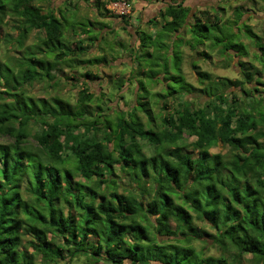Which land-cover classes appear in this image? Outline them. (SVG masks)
Returning a JSON list of instances; mask_svg holds the SVG:
<instances>
[{
    "label": "trees",
    "instance_id": "1",
    "mask_svg": "<svg viewBox=\"0 0 264 264\" xmlns=\"http://www.w3.org/2000/svg\"><path fill=\"white\" fill-rule=\"evenodd\" d=\"M35 1L0 0V21L12 18L16 47L32 31L36 42L63 44L66 21ZM142 1L161 5L145 21L155 39L131 49L141 52L132 61L162 92L137 80L125 113L110 106L100 113L87 83L101 77L91 70L81 74L86 86L75 106L24 92V85L52 83V72L69 62L100 63L80 60L87 50L80 39L66 51L49 48L47 62L39 49L0 66V136L11 140L0 143V264H37L38 256L41 264H264V45L238 11L223 22L218 6ZM242 36L258 49L261 68L240 60L249 54ZM183 48L200 87L183 75ZM215 52L224 64L238 58L239 78L201 70L198 62ZM152 97L165 110L159 119ZM94 100L95 115L87 113ZM219 143L227 151L212 153Z\"/></svg>",
    "mask_w": 264,
    "mask_h": 264
},
{
    "label": "rangeland",
    "instance_id": "2",
    "mask_svg": "<svg viewBox=\"0 0 264 264\" xmlns=\"http://www.w3.org/2000/svg\"><path fill=\"white\" fill-rule=\"evenodd\" d=\"M49 0H38L36 1V4L39 7L44 8V6L47 4ZM108 0H104L106 2ZM215 0H207V2H212L214 6L209 5L205 9H208L212 11V7H220L224 10V12L218 11L220 14L221 19L223 22L226 21H233L236 18V13H240L242 17L240 18V22H245L248 27L251 29V31L256 34L260 38V43L264 45V0H217L218 5L213 3ZM197 2V3H196ZM200 2V1H199ZM198 0H186L184 3L187 5H195L199 4ZM133 0H130L129 4L130 7H132ZM76 6V4H73ZM153 7L157 10L158 7H160L161 4L154 3L152 4ZM194 9L196 8L193 6ZM73 8V7H72ZM138 8H140L138 6ZM88 9V8H87ZM136 8H132V15L130 17L126 18V21L129 23H144V20L148 19V16L141 18L140 15L138 18H133V20H130L131 16H133V12ZM67 11L61 10L60 12H57L58 19H61L62 17L66 21L65 28H64V42L63 44H43L41 42H36V31H32L29 35L28 39L25 41L23 48H17L16 44L14 42V38L17 35V31L14 28V23L11 22V17L9 15L6 16V19L3 21H0V66H2L5 63H9L8 67H11L16 63V58H19V56L22 55V57H31L33 54H38V50L47 51L45 54L43 52V55L40 58L44 60V62H47L51 59V52H49V48L52 50L59 51L67 48H72L70 42H74L75 38L73 34L79 35L80 30H85L87 20L82 18L78 24L76 25V28L73 30L75 33H72L71 31L67 30L69 25L73 22L72 15L76 14L78 12V9H73L72 11L67 8ZM111 11V10H110ZM238 11V12H236ZM102 13L103 11L100 10ZM67 13V16H66ZM72 13V14H71ZM112 13V12H111ZM94 14V15H93ZM97 13L94 11L91 13L90 17H94L92 21L94 23L98 22V17L96 15ZM114 17H117L116 15L120 16L119 14H110ZM251 15V17H250ZM150 16V15H149ZM72 19V21H71ZM90 23V22H89ZM106 27L112 28L113 24L112 21H105ZM98 27V26H97ZM85 28V29H84ZM125 30H120V28H116L114 30V34L112 37H121L123 32V39H126L125 42L130 41V36H127L124 32ZM142 31L145 32L146 37L141 35L142 40L149 39L150 37L155 39L152 32H149L146 27L143 26ZM102 32L97 28L92 30V32L89 34L90 36L93 35L97 37V40L99 41L96 43V54L100 53L101 56H103V46L105 42L103 40H100ZM83 39V38H82ZM94 40V39H93ZM241 40L243 43L247 45V50L249 52L248 57H242L240 60L242 61H250L254 67L261 68V66L258 64L257 61L253 59L254 55L258 52V49H256L254 46L250 45L249 40L244 38L242 36ZM124 41V40H123ZM120 42V41H118ZM24 50V51H23ZM185 55L184 61L182 62V68L184 70L185 79L192 84L195 87H200V85L197 83V75L194 73V71L189 67V64L187 63V55L189 54V51L187 48H183ZM111 52L113 53V56L109 52L107 53V56L109 59L105 61V63L102 61L103 57H94L91 58V55H87L84 53L83 55L79 56L80 60H93L98 59L100 63L91 62L90 64L84 65L81 68L76 67H65L63 66L61 72H52L55 76V80L52 83L47 82L46 80L42 82H35L32 85H24L23 90L26 93V95L33 97V98H48V97H61L63 100H66L67 103L75 106V101L77 98V93L81 88H84L86 85L84 83V78L81 76V74L85 73L87 70H91V73H94L98 75L97 79H93V81L88 82V86L90 89V92L95 95V99L100 100L102 102V109L100 111L101 114H106V108L108 106L112 107V112L115 111L118 112H127L130 110V106L132 105L135 98H137L138 92L137 85L135 83V79L137 77L134 76V74L130 75L131 69L135 70V65L133 68H131L129 64H131V61L129 60L130 56L128 52L123 54L121 51L117 49H111ZM113 57V58H112ZM124 57L123 60H116L117 58ZM226 57L220 56L217 52L212 54V57L207 62H199L200 68L203 71L211 73L214 77H226L230 80H235L239 78L238 68L235 67V63L238 61V58H233L232 61H228V63L224 64V61ZM5 66V65H4ZM4 66H2V69L4 71ZM120 66V67H119ZM112 68V69H110ZM190 68V69H189ZM17 70V68H14ZM113 71V72H112ZM136 71V70H135ZM6 73V72H5ZM72 77L77 78V80H71ZM119 79L122 80L123 86L119 88V90L114 89V87H118ZM1 81V80H0ZM145 84L147 81H143ZM56 83V85H54ZM127 85H124V84ZM170 86L176 87V84L170 83ZM149 88H152V93H161L162 92V85L160 82L158 84H154L153 86H150ZM145 101V100H142ZM153 109V114H155L156 118L159 119L161 116L165 114V110L159 109L158 105H156V99L155 97H152L150 100ZM169 103V101H167ZM159 103V102H158ZM174 103V102H173ZM96 101L94 100L93 104H89L87 107V113L92 114H99V112L96 111L95 108ZM114 111V112H113ZM115 117V115L113 116ZM157 122H159L157 120ZM36 124L31 122L29 124V127L34 131L36 129ZM184 140L188 143L192 141L193 139L191 137L184 136ZM11 140L7 136H0V143H8ZM32 142L31 140H29ZM227 151V148L223 147L220 143L217 144V146L213 149H211L212 153H225ZM145 152L147 154L150 153V150L148 148L145 149ZM28 238H25L26 240H32L31 236L28 235ZM27 248V245L24 244ZM194 246L196 248L201 247L200 243H194ZM23 248V247H22ZM28 252L31 253L32 249L27 248ZM210 252H214V249H211ZM83 259H77L74 260L71 264H88ZM35 261L37 264H41L40 257H36Z\"/></svg>",
    "mask_w": 264,
    "mask_h": 264
},
{
    "label": "crops",
    "instance_id": "3",
    "mask_svg": "<svg viewBox=\"0 0 264 264\" xmlns=\"http://www.w3.org/2000/svg\"><path fill=\"white\" fill-rule=\"evenodd\" d=\"M36 1H38V0H36ZM36 1H35V4H36ZM127 3L129 6V14L124 15V16L116 15L117 17L110 15L112 13L109 9V2L108 1L104 2V0H88L87 2H85L83 0H49L47 2V4L44 6V8H42V7H40V8L44 12H52L55 15V17H57V18H58L57 12H60L61 10L69 12V11H67V8H69L71 11L74 8L78 9V12H76V14L72 15L73 22L69 25L70 27H68L67 30L71 31L72 33H75L73 30L76 28V25L78 24L77 22H79L82 18L87 20L88 23H86L87 29L84 28L85 29L84 31L80 30L79 35L73 34L74 37H76L74 41L79 40V39L82 40L83 41V43H82L83 47L87 48V50L85 52L86 56L91 55V58L99 57V56L103 57L102 61H104V63H105V61H107L109 59V57L107 56V53L109 52V50H110L111 55L113 56V53L111 52L112 48L121 51L123 54L128 52V54L130 56L129 60L131 61V64L128 63V65L131 68H133V66L135 65L134 67L136 70L135 71V70L131 69L130 75L134 74V76L137 77L135 79V83L138 87V81L137 80L145 81L144 77L141 76L142 73L145 71V69H142V70L136 69V64L133 63L132 56H131L132 53L134 54L136 52H132L131 49L136 48L138 45H140V43H142L141 35L142 36L144 35L146 37V35H145L146 33L142 31L143 26L146 27L149 32L154 33V30H153V28L146 25V23H145L146 20H144V23L141 24V23H130L131 21H129V23L128 22L125 23L123 19L126 20L127 17H130V15H132V8L133 7L136 8V10H135L136 12H133V16H131L130 20H133V18H138L139 15L141 18H144L145 16L146 17L148 16V18L154 17L157 15L158 9L156 10L152 4H148L142 0H133L132 7H130L129 2H127ZM73 4H76V6H74ZM138 6L140 8H138ZM100 10H102L103 12L101 13ZM94 11L97 13L96 15L98 17V19H97L98 22H96V23H94L92 21V19H94V17H92V18L90 17L91 13ZM66 16H67V13H66ZM122 17H126V18H122ZM72 19H71V21H72ZM105 21H112L113 27L112 28L106 27V25H105L106 23H104ZM97 28L102 32L100 40H103L105 42V44L103 46V52H102V53H104L103 56H101L100 53L98 54L99 56L95 55L96 54V43H98L99 41L97 40V37H95L93 35H91V36L89 35L92 32V30L97 29ZM116 28H120V30H125L124 32L126 33V35L130 36V41L128 43L125 42L126 39H123V37H124L123 32H122V36L119 38L112 37V35L114 34V30ZM89 38H91V40H88ZM146 40L148 41V39H146ZM118 41H120V42H118ZM70 44H73V42H70ZM73 47H75V46L72 45V48ZM144 50H146L144 52H151L152 48L150 47L149 44H147V47ZM136 54L140 55L141 52L137 51ZM123 59H124V57H120V58H117L116 60H123ZM199 62H207V60L199 61ZM199 62H198V65H199ZM69 65H70V67H74V63L69 62ZM65 67H69V66H65ZM181 68H182V65H181ZM110 69H112V68H110ZM182 71H183V75L185 76L183 68H182ZM136 73H139V75H137ZM140 73H141V75H140ZM207 73H209V72H207ZM124 85H127V84L125 83ZM153 85L154 84L148 83V84H146V88L150 92H153L152 88H149L150 86H153ZM114 89L119 90V87H114Z\"/></svg>",
    "mask_w": 264,
    "mask_h": 264
},
{
    "label": "built area",
    "instance_id": "4",
    "mask_svg": "<svg viewBox=\"0 0 264 264\" xmlns=\"http://www.w3.org/2000/svg\"><path fill=\"white\" fill-rule=\"evenodd\" d=\"M109 9L114 14H119L120 16L129 14V6L126 0H108Z\"/></svg>",
    "mask_w": 264,
    "mask_h": 264
},
{
    "label": "flooded vegetation",
    "instance_id": "5",
    "mask_svg": "<svg viewBox=\"0 0 264 264\" xmlns=\"http://www.w3.org/2000/svg\"><path fill=\"white\" fill-rule=\"evenodd\" d=\"M200 1V2H199ZM206 1L207 0H198V2H199V4H195V7L197 8V7H199L200 9H203V8H206V7H208L209 5H213L212 3H210V2H207L206 3ZM209 1V0H208ZM217 2V0H215V3ZM197 3V2H196Z\"/></svg>",
    "mask_w": 264,
    "mask_h": 264
}]
</instances>
